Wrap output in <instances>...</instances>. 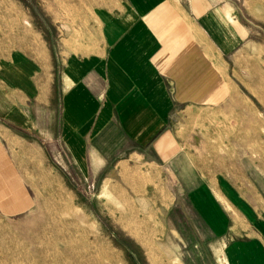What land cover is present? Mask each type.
I'll list each match as a JSON object with an SVG mask.
<instances>
[{
    "label": "crops",
    "instance_id": "obj_1",
    "mask_svg": "<svg viewBox=\"0 0 264 264\" xmlns=\"http://www.w3.org/2000/svg\"><path fill=\"white\" fill-rule=\"evenodd\" d=\"M249 1L65 0L56 83L41 33L26 42L21 4L0 0V215L35 205L44 137L85 182L103 172L182 219L183 264H264V166L217 158L210 124L239 103L245 50H264Z\"/></svg>",
    "mask_w": 264,
    "mask_h": 264
},
{
    "label": "rangeland",
    "instance_id": "obj_2",
    "mask_svg": "<svg viewBox=\"0 0 264 264\" xmlns=\"http://www.w3.org/2000/svg\"><path fill=\"white\" fill-rule=\"evenodd\" d=\"M11 1H18L24 10L26 42L37 39L38 32L49 45L59 82L57 20L65 18L66 8L55 6L65 0ZM254 1L244 13L263 28L255 34L263 43L264 0ZM4 18L0 8V50L9 43L2 37L9 36L12 27L2 24ZM245 51L249 64L235 65L244 69L238 74L243 81L241 94L234 95L239 103L211 115L212 141L219 159L251 160L264 166V50L251 44ZM55 93L60 96V89ZM44 140L39 141L47 161L40 162L38 176L26 173L34 181L26 187L35 205L17 215H0V264H183L187 249L179 230L182 219L168 212L161 215L115 180L101 182L103 172L90 174L91 183L85 182L81 171L69 169V164L61 167L57 162L61 158L50 150L49 139ZM122 169L129 170L128 164ZM143 175L152 177L149 172Z\"/></svg>",
    "mask_w": 264,
    "mask_h": 264
}]
</instances>
